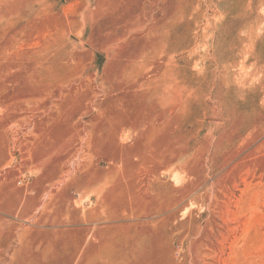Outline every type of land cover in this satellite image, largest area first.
<instances>
[{"label": "rangeland", "instance_id": "obj_1", "mask_svg": "<svg viewBox=\"0 0 264 264\" xmlns=\"http://www.w3.org/2000/svg\"><path fill=\"white\" fill-rule=\"evenodd\" d=\"M0 264H264V0H0Z\"/></svg>", "mask_w": 264, "mask_h": 264}, {"label": "bare ground", "instance_id": "obj_2", "mask_svg": "<svg viewBox=\"0 0 264 264\" xmlns=\"http://www.w3.org/2000/svg\"><path fill=\"white\" fill-rule=\"evenodd\" d=\"M77 248V247H76Z\"/></svg>", "mask_w": 264, "mask_h": 264}]
</instances>
